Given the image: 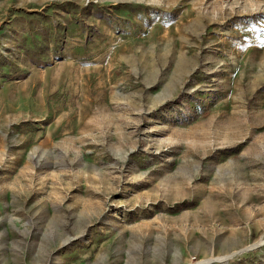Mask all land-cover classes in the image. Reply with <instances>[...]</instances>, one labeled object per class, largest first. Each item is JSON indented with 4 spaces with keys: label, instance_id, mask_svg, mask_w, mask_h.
Returning a JSON list of instances; mask_svg holds the SVG:
<instances>
[{
    "label": "rangeland",
    "instance_id": "rangeland-1",
    "mask_svg": "<svg viewBox=\"0 0 264 264\" xmlns=\"http://www.w3.org/2000/svg\"><path fill=\"white\" fill-rule=\"evenodd\" d=\"M0 264H264V0H0Z\"/></svg>",
    "mask_w": 264,
    "mask_h": 264
}]
</instances>
